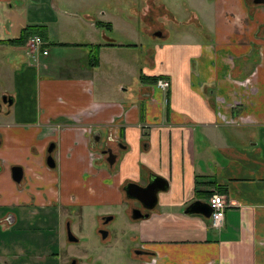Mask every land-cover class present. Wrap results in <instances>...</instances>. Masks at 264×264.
I'll use <instances>...</instances> for the list:
<instances>
[{"label": "crops", "instance_id": "crops-1", "mask_svg": "<svg viewBox=\"0 0 264 264\" xmlns=\"http://www.w3.org/2000/svg\"><path fill=\"white\" fill-rule=\"evenodd\" d=\"M38 1L45 0H0V42L41 28L22 46L0 43V229L17 231L1 243L0 264L54 260L48 249L27 254L16 240L18 220L40 223L36 208L57 199L82 207L81 218L104 207L96 217L113 220L122 207L132 240L145 252L140 264H264V5L211 0L213 37L154 45L137 75L132 50L105 32L120 22L134 27L118 17L117 3L48 0L44 15L34 12ZM143 1L125 10L129 17L145 24L159 10L172 18L166 5ZM32 36L44 41L45 55L28 49ZM150 77L169 88L160 90ZM48 143L51 171L41 160ZM105 149L116 156L112 167L99 155ZM11 165L23 170L20 185ZM152 175L167 189L147 218L133 220L140 204L123 188L145 186ZM214 194L227 203L221 230L200 214H185ZM49 214L40 215L55 230Z\"/></svg>", "mask_w": 264, "mask_h": 264}, {"label": "rangeland", "instance_id": "rangeland-1", "mask_svg": "<svg viewBox=\"0 0 264 264\" xmlns=\"http://www.w3.org/2000/svg\"><path fill=\"white\" fill-rule=\"evenodd\" d=\"M45 1H38L37 4L40 8L37 9L39 11L35 9L34 12L45 15V4L48 0ZM70 2V6L76 7L72 1ZM103 2L110 5L117 3L119 7V11H117L118 17L127 23V19L130 20L134 26L128 27L125 23L120 22L114 26L112 32L108 30L105 32L116 43L132 50L130 56H134L137 75L140 68L148 64L147 59L154 45L162 44L163 42H177L184 38H196L200 42H208L213 37L208 31L215 18L211 0H156V5H166L172 13V18L168 14L160 13L159 10H153V15L149 19L151 21H147L145 24L140 17L135 15L131 18L129 13L125 11L132 4H135L137 9L142 8L144 5L143 0H104ZM57 7L61 8L59 5ZM260 10L264 12V8L260 7ZM39 13L36 15H39ZM204 19L206 20L204 21ZM148 25L151 26L149 27ZM262 30L259 33L260 37L263 34ZM150 32L151 34L149 35ZM155 33H160L162 38L154 36ZM120 55L122 56L123 53H120ZM107 67L108 65L104 64V68L106 69ZM2 69L3 66L0 64V72H2ZM1 81H4V76L0 73V83ZM117 81L116 76H114L113 82L116 83ZM130 85L128 84V86ZM137 85L138 78L134 80V87ZM66 210L65 218L59 212L58 223L56 221L57 218L56 220L53 219L55 230L51 229L50 221L48 223V218L40 215L41 210L37 208L38 217L36 221L40 220V223H32L29 218L18 220V240H16L18 247L26 249L25 252L32 255L35 254L36 249H48L47 251H50L56 257L54 260L49 258L47 264H66L70 258H73L78 264H140L139 262L145 258V256L135 253L139 249L134 243V239L132 240L135 236V233L129 227L132 221L123 212L122 207L118 210L116 208V211L114 210V219L106 223L96 217L100 213L99 210H106L104 207L94 208L95 212L92 215H85L82 218L73 216L75 215V210L72 207H67ZM47 211L49 210L42 212ZM51 213L53 214V212ZM67 215H69L68 218ZM64 219L65 224L67 219L69 220L68 227L76 242L67 241L64 233ZM45 220H47L46 223H44ZM1 231L0 229V245L7 241L6 238L10 239L13 233L17 232L15 228L5 235ZM100 231L106 232L107 237L103 238V234ZM10 243H14V240L8 244Z\"/></svg>", "mask_w": 264, "mask_h": 264}, {"label": "water", "instance_id": "water-1", "mask_svg": "<svg viewBox=\"0 0 264 264\" xmlns=\"http://www.w3.org/2000/svg\"><path fill=\"white\" fill-rule=\"evenodd\" d=\"M255 4H263L264 0H253ZM10 104V98H2V102ZM97 141V137L95 138ZM103 154L107 155L106 162L111 166L115 161V155L112 154L110 149L103 151ZM10 177L13 182L18 183L20 180V169L18 167H11ZM167 189V183L162 179L157 178L156 176H150L149 181L145 186H139L137 184L128 183L124 186L123 191L125 196L130 200H135L140 204L142 210L146 213H142L141 209H133L131 211V218L133 220L145 219L148 217L149 212H151L157 203V194L159 192L165 191ZM185 214H200L205 218L209 219L211 215V208L209 204L203 203L200 201H195L185 210ZM103 234V238L107 237L106 232L100 231ZM68 241H76V239L68 236ZM137 255L141 254V251L135 252ZM71 264H74L73 262Z\"/></svg>", "mask_w": 264, "mask_h": 264}, {"label": "flooded vegetation", "instance_id": "flooded-vegetation-1", "mask_svg": "<svg viewBox=\"0 0 264 264\" xmlns=\"http://www.w3.org/2000/svg\"><path fill=\"white\" fill-rule=\"evenodd\" d=\"M7 99V98H6ZM4 103H7V101L6 102H4ZM97 143V141L95 140V138H93V142H92V144H93V146H95V144ZM53 148H54V144L53 143H48L47 144V146H46V148H45V152H44V155H43V157H41V160H42V165H43V169H45V170H49V171H51V170H53V168H54V165H55V163H54V159H53V157H52V152H53ZM107 149H105V150H103V151H106ZM103 151H102V153L101 154H99L100 156H105V160H106V158H107V155L105 154H103ZM112 152V151H111ZM113 154V153H112ZM114 155V154H113ZM115 159H116V156H115ZM115 162V161H114ZM108 164V163H107ZM114 164V163H113ZM113 164L111 165V166H109V167H112L113 166ZM11 167H13V165H11L10 166V169H11ZM15 167H18V166H15ZM19 169H20V180H19V182H18V185H20L21 184V182L24 180V173H23V170L21 169V167H18ZM9 172H10V170H9ZM60 186V185H59ZM59 197L61 196V194L63 193V190L62 189H60L59 188ZM62 201L60 200V199H57V200H51V201H48V203H47V205H46V208H37L38 210H41V212L44 210V209H47V210H49V212H50V214H49V218H53V219H55L56 220V218H57V220L59 219V216H60V214H62L63 216H64V218H65V216H66V213H67V210H66V208L67 207H72L74 210H75V215H73V216H77V217H80L81 218V212H82V207H80V206H77V205H75V206H71V205H65V204H62L61 203ZM138 209H141V211H142V213H146V211H144V210H142V208L140 207V206H138L137 207ZM133 209H135V208H133ZM132 209V210H133ZM51 212H53V214L51 213ZM59 212H61L60 214H59ZM41 214V213H40ZM108 216V217H107ZM110 216V217H109ZM69 217V215H67V218ZM101 221L102 222H104V223H106V222H109V221H111L112 220V215H105V217H101ZM56 220V221H57ZM64 224H65V219H64ZM68 225H69V220L67 219V221H66V224H65V226H64V233H65V237H66V239H67V241H68V236L69 237H72V238H74L73 236H72V234H71V232H70V230H69V227H68ZM75 239V238H74ZM68 242H70V241H68ZM72 242V241H71ZM74 242H76V241H74ZM142 253L141 254H138V255H141V256H145V252H143V251H141ZM74 263V264H78V263H76L75 262V260L73 259V258H70L67 262H66V264H71V263Z\"/></svg>", "mask_w": 264, "mask_h": 264}, {"label": "built area", "instance_id": "built-area-1", "mask_svg": "<svg viewBox=\"0 0 264 264\" xmlns=\"http://www.w3.org/2000/svg\"><path fill=\"white\" fill-rule=\"evenodd\" d=\"M28 49L32 51H40L42 55H45L46 52L44 50L45 44L44 41L38 36H32L28 40ZM43 48V50H41ZM156 87L160 90H167L169 88V83L166 80L159 79L156 82ZM208 204L211 208V215H210V226L215 230H221L224 225L225 221V210L227 208V203L223 196L219 194L212 195L209 200Z\"/></svg>", "mask_w": 264, "mask_h": 264}, {"label": "trees", "instance_id": "trees-1", "mask_svg": "<svg viewBox=\"0 0 264 264\" xmlns=\"http://www.w3.org/2000/svg\"><path fill=\"white\" fill-rule=\"evenodd\" d=\"M41 28L40 27H26L24 28L21 32H20V37L19 39L17 40H14V41H3V42H0V43H3V44H10V45H20L22 46L28 39V37H30L33 33H37L38 35V32ZM39 37V36H38ZM149 79V82L151 83H156L157 80L159 79L158 77H150L148 78Z\"/></svg>", "mask_w": 264, "mask_h": 264}]
</instances>
